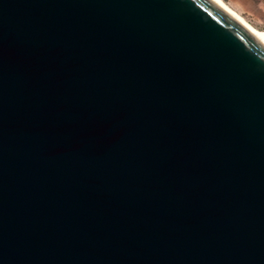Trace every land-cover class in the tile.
<instances>
[{
    "label": "water",
    "instance_id": "1",
    "mask_svg": "<svg viewBox=\"0 0 264 264\" xmlns=\"http://www.w3.org/2000/svg\"><path fill=\"white\" fill-rule=\"evenodd\" d=\"M0 264H264V40L218 0H0Z\"/></svg>",
    "mask_w": 264,
    "mask_h": 264
},
{
    "label": "rangeland",
    "instance_id": "2",
    "mask_svg": "<svg viewBox=\"0 0 264 264\" xmlns=\"http://www.w3.org/2000/svg\"><path fill=\"white\" fill-rule=\"evenodd\" d=\"M232 9L259 29H264V0H224Z\"/></svg>",
    "mask_w": 264,
    "mask_h": 264
},
{
    "label": "bare ground",
    "instance_id": "3",
    "mask_svg": "<svg viewBox=\"0 0 264 264\" xmlns=\"http://www.w3.org/2000/svg\"><path fill=\"white\" fill-rule=\"evenodd\" d=\"M221 2L225 7H227L229 10H231L233 13H235L239 18H241L245 23H247L256 33L260 35V37L264 40V29H259L249 23L244 17H242L240 14H238L234 9H232L224 0H218Z\"/></svg>",
    "mask_w": 264,
    "mask_h": 264
}]
</instances>
